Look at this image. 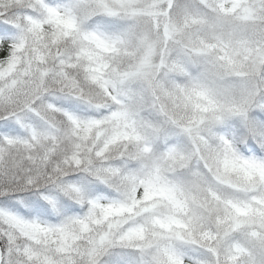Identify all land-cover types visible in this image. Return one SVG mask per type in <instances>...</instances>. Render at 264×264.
I'll return each mask as SVG.
<instances>
[{
	"label": "clouds",
	"instance_id": "1",
	"mask_svg": "<svg viewBox=\"0 0 264 264\" xmlns=\"http://www.w3.org/2000/svg\"><path fill=\"white\" fill-rule=\"evenodd\" d=\"M48 3L71 17L67 34L38 11L23 51L8 39L4 55L0 37V209L25 223L72 221L77 234L86 220L84 247L110 225L142 230L98 264H214L209 235L251 247L245 232L225 239L222 221L226 202L256 195L231 162H264V62L245 47L264 41V18H224L217 0ZM111 42L115 51L101 46ZM93 202L125 211L97 224Z\"/></svg>",
	"mask_w": 264,
	"mask_h": 264
},
{
	"label": "snow or ice",
	"instance_id": "2",
	"mask_svg": "<svg viewBox=\"0 0 264 264\" xmlns=\"http://www.w3.org/2000/svg\"><path fill=\"white\" fill-rule=\"evenodd\" d=\"M167 2L171 4L173 0ZM217 3V11L224 18L237 13L245 22L264 18V0H217ZM38 11L46 13L48 22L57 25V37L60 34H67L66 30L74 26L71 17L67 14L62 16L48 3V0H7L6 4L0 2V37L5 40L4 55L7 54L8 39L14 41L13 48L16 51H23L27 38L21 33L29 31L36 35L39 32L41 19L36 15ZM101 46L113 51L117 49L116 42L102 43ZM245 47L258 62H264V41L245 42ZM19 59L18 56L13 55L9 63V72L15 70ZM105 67L106 65H98L94 71L103 74ZM98 78V75L93 76V79ZM231 163L245 173L248 185L244 190L256 195L243 202H226L227 215L222 221L227 225L225 239L231 234L245 232L252 246L233 245L225 249L222 241L221 246H217V241H220L219 236L213 239L209 235L206 239V243L209 244L207 251L214 257V264H240L245 256L247 264H264V194H261V189L264 188V162L233 161ZM149 198L150 194H146L145 200ZM98 207L102 206L93 202V208ZM124 211L125 206L109 205L102 207V217H96L93 212L91 218L95 223L101 224ZM4 221L9 222V227H0V264H98L99 257L108 248L135 247L137 241L144 239L142 230L116 234L112 231L114 226L110 225L109 230L105 231L98 241L91 240L88 246L84 247L77 242L85 238L83 234L89 232L90 225L86 220L78 221L80 234L72 230V221L56 226L25 223L6 210L0 209V223Z\"/></svg>",
	"mask_w": 264,
	"mask_h": 264
}]
</instances>
